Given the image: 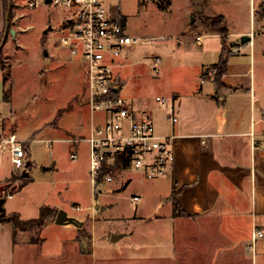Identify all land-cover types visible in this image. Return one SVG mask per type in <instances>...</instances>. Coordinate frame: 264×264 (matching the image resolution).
<instances>
[{
  "label": "crops",
  "instance_id": "0c3cea01",
  "mask_svg": "<svg viewBox=\"0 0 264 264\" xmlns=\"http://www.w3.org/2000/svg\"><path fill=\"white\" fill-rule=\"evenodd\" d=\"M107 4L111 15L124 24L127 32L142 31L136 34L140 44L170 49L166 56L169 66L162 64L157 74L167 78L173 69L179 72V83L171 86L170 94H165L173 99L178 122L172 123L169 107L158 103L157 97L162 95L154 103L139 96L126 97L149 113L157 133L175 136V160L153 184L158 198L155 197L152 213L138 210L121 218L119 228H115V220L99 217L103 209L96 205L95 198H109L111 190L120 191L129 185L133 179L129 170L108 188L105 185L101 193L94 194L90 180L92 212H85L82 221L74 217L71 223L75 228L70 234L64 233L66 222H58L57 218L67 208L64 198L56 195L59 184L52 180L59 172L55 151L68 144L72 149L70 157L83 149L89 156L86 138L103 118L89 108L86 66L65 47L66 53L59 61H35L38 66L33 76L37 85L46 77L54 82L58 74L75 72L77 83L86 86H77L70 93L62 111L47 113L42 123L26 129L24 121L28 118L24 119L22 110L29 103L27 98L37 95L27 90L29 85L24 86L26 90L18 89L20 75L16 73V64L21 61L14 62L7 81L0 62V139L15 135L25 150V164L21 168L15 167L8 148L0 151V194L7 197L0 206V264L22 263L18 255L19 231L6 220V215L17 213L23 220H32L40 216L43 206L57 210V217L37 229L36 235L41 234L38 239L29 230L21 229L24 255L38 254L48 259L58 256L62 259L60 264H264V236L256 238L254 250L249 248L256 232L264 230V61H258L259 55H264V0H107ZM215 17L223 18L220 27L226 29L228 41L236 43L238 49L230 56L222 77L227 89L219 98L214 76L207 75L211 65L219 61L222 50L223 33L213 25ZM5 25L0 0V43ZM50 25L42 31L41 40L45 54L55 57L57 47H48L51 34L56 36ZM244 35L250 39L243 42ZM198 36H202L201 42ZM55 45H60L57 38ZM143 46L131 47L120 59L122 65L115 74L123 88L128 82L125 69L133 66L128 59ZM81 93V98L86 97L83 101ZM22 97L26 102L20 101ZM74 108L77 118L71 124L64 123L63 115ZM32 145H36L37 155L40 156L39 149L49 154L51 165L44 162L41 170H52L51 176H33L37 164ZM18 173L29 175L31 181L15 191L16 184L10 186L8 180ZM173 190L184 214H175ZM104 205L113 203L108 201ZM165 205L166 210L160 212ZM74 206L81 207L77 211H86L81 204ZM103 226L111 231L109 239L100 243L98 232ZM46 229L50 233L42 234ZM52 233L57 235L50 236ZM113 235L119 236L113 239ZM52 238H56L54 246L48 245L54 241ZM38 242L42 243L41 250L28 253L30 246Z\"/></svg>",
  "mask_w": 264,
  "mask_h": 264
},
{
  "label": "built area",
  "instance_id": "2783aa9c",
  "mask_svg": "<svg viewBox=\"0 0 264 264\" xmlns=\"http://www.w3.org/2000/svg\"><path fill=\"white\" fill-rule=\"evenodd\" d=\"M13 11V37L21 30L27 31L32 25L23 28L20 22L32 10L46 4L54 10H61L58 25H50L57 41L70 54L84 63L87 71V95L92 113H101L102 121L96 123L86 138L89 144V174L94 194L104 191L107 183L113 182L126 171H143L147 178L154 179L165 175L175 160L174 135H163L156 131L149 113L140 109L122 94V83L116 77V69L122 65L120 59L140 40L130 35L124 24L110 13L107 0H10ZM11 12V11H10ZM11 25V24H10ZM18 25V30L15 29ZM202 36H198L201 42ZM23 46V44L20 43ZM238 49L232 48L236 53ZM161 58L156 57L152 69L159 71ZM215 69L207 71L214 76ZM161 106L169 107L172 123L178 122L173 99L162 95L157 97ZM11 151L16 168L24 166L25 150L23 143L15 135L0 139V151ZM78 153L71 154L72 159ZM8 196L12 197L11 193ZM140 196L135 195L134 201ZM74 209H81L74 206ZM95 209V206H93ZM264 236L259 229L249 245L255 249L257 237Z\"/></svg>",
  "mask_w": 264,
  "mask_h": 264
},
{
  "label": "rangeland",
  "instance_id": "374dc122",
  "mask_svg": "<svg viewBox=\"0 0 264 264\" xmlns=\"http://www.w3.org/2000/svg\"><path fill=\"white\" fill-rule=\"evenodd\" d=\"M248 9V6H247ZM7 9L4 8V0H3V14L4 19L6 17ZM12 16L13 11L11 9L10 12V24L12 26ZM61 18V10L57 9L52 11L51 8L47 7L46 4H42L40 7L32 10L29 14L20 22L19 26H23V28L28 27L32 24L34 25V29L30 28L27 31L21 30L20 34H16L13 37L11 34L8 35L7 41L5 46L0 52V62L3 63L6 72H9L12 68V65L15 61H21L16 64V73L20 75V81L18 89H24V86L29 85L27 90L35 92L36 97L34 98H27L29 103L24 105L22 110L24 119L25 128H31L35 124L42 123L43 116L47 113L57 114L58 110H63L67 107V102L69 100V95L72 91H74L77 86L85 88L84 85L77 83V75L71 73V75H64L58 74L59 78L55 79L54 82L50 80V77H46L42 83L36 82V77H34V73L37 70L38 63L35 61H59V57L65 55L64 47L56 44V36L51 34V39L49 41V48L52 46H56L58 53L55 57H51L45 54L46 48L42 43V31L47 29L49 24H56L59 22ZM15 29L18 30V25H15ZM137 30V29H135ZM4 32V31H3ZM128 32L136 37V34H142V31L138 30L136 33L132 29H129ZM145 32V31H143ZM3 38V33L2 37ZM23 44L22 45H20ZM138 42L136 45H144L141 47L137 53L134 55L132 54L128 59V62L133 64V66L125 69L126 74L128 75V82L127 85L123 88L122 94L124 96H139L144 99H147L154 103L157 102L155 98L158 95H165L170 94L171 86H174L179 83V72L174 71V69L168 74L167 78H163L162 74H157L153 69L152 65L154 63V59L158 56H161V63L159 67L165 63V65L169 66L170 59L166 57L170 49L166 48H157L153 44H140ZM25 45V46H24ZM262 51V50H261ZM262 53V52H261ZM75 58V57H74ZM76 59V58H75ZM78 61H80L77 58ZM258 61H264L263 53L259 55ZM39 74V73H38ZM40 75V74H39ZM0 77H1V67H0ZM48 80V81H47ZM27 82V83H26ZM26 90V88L24 89ZM22 91V90H20ZM34 95V94H33ZM83 93L80 94V98L83 97ZM86 97L81 98V100H85ZM25 98H20V101L23 102ZM73 104L70 106L72 107ZM86 105V104H85ZM77 115L76 108L71 109L70 111L66 112L63 115V119L59 116V120L61 119L66 124H71L75 121ZM61 121V122H62ZM30 130V129H29ZM25 131L21 135L24 137ZM36 146V145H35ZM32 145L33 150V160L36 161L37 166L33 169V176L37 178H41L42 174H47L51 176L52 170H48L43 172L42 166L43 163L51 165L50 161L47 159L49 154L44 151L43 149H39V155L36 153V147ZM60 147L62 149H58L55 151V155L57 157V167L59 172L56 174V177L52 180L53 183L59 184L56 195L62 196L64 198L66 206V211L68 213V217L64 222V233L70 234L72 228H75V225L71 223L73 218H77L78 220L82 221L86 218L85 212H92L90 205L92 203L93 193L90 183V174H89V166H88V152L84 149L78 153L79 157L76 160H73L69 153L72 151L69 148L68 144ZM86 152V153H85ZM41 154H43L41 156ZM139 170L132 169L130 170L132 176V182L127 185L124 189L120 191H112L109 198L104 195H99L95 198L96 205H100V208L103 209V212L99 213V217L103 215L104 218H109L115 220L114 225L116 224L115 228L121 227V218H127L135 214V212H143L145 214L152 213L153 210V203L157 200L155 197L158 198V194H154L153 192V184L156 183L158 178L148 179L145 178L144 175L141 174ZM21 174L14 175L13 177L20 176ZM77 178V180H73ZM85 178V179H83ZM116 179H119L117 177ZM115 181V180H114ZM110 183L106 184L105 188H108ZM114 186V185H113ZM138 193L141 194L142 199L138 202L133 201L134 195ZM163 192H161L162 194ZM7 199L6 195L0 194V206L2 203ZM108 201L112 202V206L104 205ZM73 204H81V206L86 209V211H77L72 208ZM166 210V205L163 206L159 211L162 212ZM101 217L102 220L104 218ZM29 230L30 234L32 233L35 239L40 238V235L37 234V230H32L30 228L24 229ZM19 231V245H18V255L21 257L20 261L21 264H60V258L54 257L51 259L42 258L40 255L36 254L32 256L30 254L24 255L22 252L25 251L24 241L22 240V230L18 229ZM32 231V232H31ZM111 229L107 226H103L99 229L98 232V241L102 243L104 240L109 239V232ZM50 233L47 229L42 234ZM53 234V235H52ZM50 236H56V233H52ZM43 235V236H44ZM99 236L101 238H99ZM38 237V238H37ZM54 240L52 243H48V245L54 246L56 238H52ZM41 242H38V245L30 246V250L28 253L32 251L39 252L41 250ZM36 252V253H37ZM32 254V253H31Z\"/></svg>",
  "mask_w": 264,
  "mask_h": 264
},
{
  "label": "trees",
  "instance_id": "16d2710c",
  "mask_svg": "<svg viewBox=\"0 0 264 264\" xmlns=\"http://www.w3.org/2000/svg\"><path fill=\"white\" fill-rule=\"evenodd\" d=\"M4 8L5 10L8 9V0H4ZM223 22L222 17H215L213 18V25L215 28L219 31H221L222 34V50L220 54L219 61L216 62L215 64L211 65L209 69H215L216 74L214 75V81L217 85L218 89V98L220 96H224V89L226 90L227 88L224 87L222 84V77L223 75L227 72L228 69V64L230 61V56L232 54V48L236 47V43L229 42L227 39V33L226 29L224 27H220V24ZM4 35V32H3ZM1 52V51H0ZM10 73L6 72L5 73V80L7 81L9 79ZM8 185L12 186L16 184L14 187V190L17 191L22 186L25 184L29 183L31 181V177L29 175H20L16 177H12L10 180H8ZM172 199L174 200V205H175V214H182L183 211L180 208V203L176 199V192L173 190L172 193ZM58 214V211L49 207V206H43L41 209L40 216L36 219L32 220H23L19 214L17 213H11L6 215V220L11 222L15 229H32V230H37L41 228L49 219L56 218ZM184 214V213H183Z\"/></svg>",
  "mask_w": 264,
  "mask_h": 264
},
{
  "label": "water",
  "instance_id": "95a60500",
  "mask_svg": "<svg viewBox=\"0 0 264 264\" xmlns=\"http://www.w3.org/2000/svg\"><path fill=\"white\" fill-rule=\"evenodd\" d=\"M47 1L50 2V0H47ZM10 11H11V2H10V0H8V9H7V12H6V25H5L4 35H3V38H2L1 43H0V51L5 46L7 38H8V35L10 33L11 34L15 33V30L13 28H11V25H10ZM249 39H250V36H248V35H244L242 37V41L243 42H245V41H247ZM67 217H68L67 216V212L62 210V211L59 212L57 220H58V222L63 223L64 220H66ZM118 236L119 235H113L112 238L116 239Z\"/></svg>",
  "mask_w": 264,
  "mask_h": 264
}]
</instances>
